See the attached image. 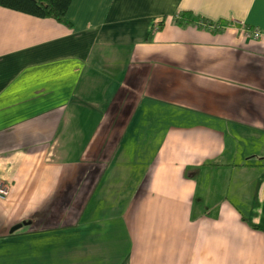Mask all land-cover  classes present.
I'll return each mask as SVG.
<instances>
[{
	"label": "crops",
	"instance_id": "1",
	"mask_svg": "<svg viewBox=\"0 0 264 264\" xmlns=\"http://www.w3.org/2000/svg\"><path fill=\"white\" fill-rule=\"evenodd\" d=\"M65 22L0 6V264H264V0Z\"/></svg>",
	"mask_w": 264,
	"mask_h": 264
},
{
	"label": "trees",
	"instance_id": "2",
	"mask_svg": "<svg viewBox=\"0 0 264 264\" xmlns=\"http://www.w3.org/2000/svg\"><path fill=\"white\" fill-rule=\"evenodd\" d=\"M70 1L71 0H0V6L39 18H52L68 25V23L65 22V15Z\"/></svg>",
	"mask_w": 264,
	"mask_h": 264
},
{
	"label": "built area",
	"instance_id": "3",
	"mask_svg": "<svg viewBox=\"0 0 264 264\" xmlns=\"http://www.w3.org/2000/svg\"><path fill=\"white\" fill-rule=\"evenodd\" d=\"M196 25L205 29H211L213 27L212 24L206 21H198ZM240 32H242L243 35L250 36L252 39H257L260 36L259 32L255 28L249 29L243 25L240 27ZM7 193L8 185L0 179V199L5 198Z\"/></svg>",
	"mask_w": 264,
	"mask_h": 264
},
{
	"label": "water",
	"instance_id": "4",
	"mask_svg": "<svg viewBox=\"0 0 264 264\" xmlns=\"http://www.w3.org/2000/svg\"><path fill=\"white\" fill-rule=\"evenodd\" d=\"M20 226V224L14 225L13 227L10 228V232L17 229Z\"/></svg>",
	"mask_w": 264,
	"mask_h": 264
}]
</instances>
